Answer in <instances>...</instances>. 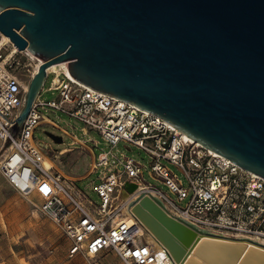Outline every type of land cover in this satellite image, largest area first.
Wrapping results in <instances>:
<instances>
[{
    "label": "water",
    "instance_id": "95a60500",
    "mask_svg": "<svg viewBox=\"0 0 264 264\" xmlns=\"http://www.w3.org/2000/svg\"><path fill=\"white\" fill-rule=\"evenodd\" d=\"M0 34L42 63L11 138L45 70L66 63L82 86L157 116L264 180V0H0ZM128 208L176 264H264V252L245 245L264 246L197 230L150 195Z\"/></svg>",
    "mask_w": 264,
    "mask_h": 264
},
{
    "label": "built area",
    "instance_id": "2783aa9c",
    "mask_svg": "<svg viewBox=\"0 0 264 264\" xmlns=\"http://www.w3.org/2000/svg\"><path fill=\"white\" fill-rule=\"evenodd\" d=\"M41 64L26 50L0 49V144L9 148L0 173L20 196L40 199L36 211L63 237L67 257L81 255L91 264H108V256L119 264H176L163 246L144 240L145 228L132 214L133 227L120 220L127 204L120 202V193L130 184L136 187L130 194L133 200L139 194L150 195L168 216L197 230L264 242L263 179L190 141L157 116L72 81L64 74L66 63L56 64L52 72L45 70L42 88L11 138L9 129ZM43 93L53 97L45 100ZM47 115L76 120L83 135L97 133L109 149L95 153L98 142L79 140ZM39 127L57 130L70 139V146L90 144L92 168L100 174L92 187L97 204L83 191L63 184L59 175L42 170L41 160L53 151L36 141ZM119 144L144 154L147 164L116 153Z\"/></svg>",
    "mask_w": 264,
    "mask_h": 264
},
{
    "label": "rangeland",
    "instance_id": "374dc122",
    "mask_svg": "<svg viewBox=\"0 0 264 264\" xmlns=\"http://www.w3.org/2000/svg\"><path fill=\"white\" fill-rule=\"evenodd\" d=\"M49 80L50 77L47 78L45 86ZM41 96L45 100L53 97L50 93H43ZM47 116L67 132L74 134L79 140L98 142V149L95 150V153L99 150L109 149L97 133L90 131L83 135L82 124L76 120L68 118L55 120L52 116ZM47 134L61 137L62 143L54 144ZM34 137L36 141L49 145L53 151L51 156L43 159L51 165L49 172L54 176L59 175L63 184L83 191L88 199L97 204L98 200L92 187L100 174L99 171L95 172L92 168L90 144L80 143L70 146L68 145L69 138L61 136L57 130L50 127L37 128ZM6 146L3 147L0 144V163L8 153ZM121 152L127 157L147 164V159L141 152L133 149L128 150L124 145L119 144L116 153ZM144 175L145 180L149 181L147 174ZM152 184L155 183L152 182ZM128 195L130 196V194ZM132 199L133 197L129 200L132 201ZM119 200L121 203L126 202L121 198V195ZM128 201L127 204L130 203ZM39 204L40 199L36 195H31L28 198L20 196L6 183L0 173V264H91V261L81 255L67 257L65 240L49 219L38 214L36 209ZM105 262L119 264L118 260L111 256H108Z\"/></svg>",
    "mask_w": 264,
    "mask_h": 264
},
{
    "label": "bare ground",
    "instance_id": "6f19581e",
    "mask_svg": "<svg viewBox=\"0 0 264 264\" xmlns=\"http://www.w3.org/2000/svg\"><path fill=\"white\" fill-rule=\"evenodd\" d=\"M7 47L9 46L10 47V50L12 51V53H15V52H20L17 50V48L15 46H13L7 37L3 36L0 34V49H2V47ZM26 53L32 58V59H35L29 52L26 51ZM55 70V65H51L47 68V71L48 72H52ZM64 74L69 78L71 79L72 81H74L72 78L69 77V75L67 74L66 72V69H64ZM76 82V81H74ZM78 83V82H76ZM79 84V83H78ZM189 139V138H188ZM190 141H192L191 139H189ZM193 142V141H192ZM197 144V143H196ZM4 147V146H3ZM2 147V148H3ZM6 150L9 151V148L6 146ZM41 168L44 172H49L51 170V165L49 164V162L47 160H41ZM121 195V198L123 200H125L126 202L131 198V196L128 195L127 192L125 191H122L120 193ZM133 200V199H132ZM130 201V200H129ZM128 201V202H129ZM127 205V206H126ZM124 206V208L122 209V213L120 215V220H125L128 222V224L133 227L134 226V223L131 219V213H130V209L128 208V205L129 204H126ZM142 235L144 237V240L151 246H156L158 247L159 246V243L156 241V239L154 238V236L147 230V229H144L142 231ZM258 244L264 246V242H259ZM249 246H252L254 248H258L259 250H262L264 252V248L261 247V246H258V245H255V244H252V243H247L245 245V247H249Z\"/></svg>",
    "mask_w": 264,
    "mask_h": 264
}]
</instances>
